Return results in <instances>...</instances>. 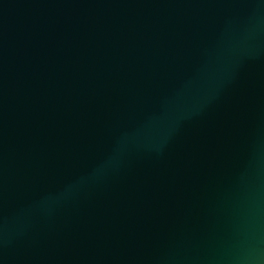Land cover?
<instances>
[{
	"label": "water",
	"instance_id": "water-1",
	"mask_svg": "<svg viewBox=\"0 0 264 264\" xmlns=\"http://www.w3.org/2000/svg\"><path fill=\"white\" fill-rule=\"evenodd\" d=\"M0 264H264V0H0Z\"/></svg>",
	"mask_w": 264,
	"mask_h": 264
}]
</instances>
